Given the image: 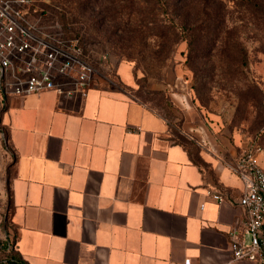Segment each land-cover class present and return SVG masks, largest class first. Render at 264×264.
I'll list each match as a JSON object with an SVG mask.
<instances>
[{
    "label": "crops",
    "instance_id": "0c3cea01",
    "mask_svg": "<svg viewBox=\"0 0 264 264\" xmlns=\"http://www.w3.org/2000/svg\"><path fill=\"white\" fill-rule=\"evenodd\" d=\"M1 121L14 154L9 222L26 264H261L230 249L246 220L235 170L254 135L212 115L185 122L195 133L180 141L163 116L95 76L84 95L6 96ZM257 158L264 167V146Z\"/></svg>",
    "mask_w": 264,
    "mask_h": 264
},
{
    "label": "rangeland",
    "instance_id": "374dc122",
    "mask_svg": "<svg viewBox=\"0 0 264 264\" xmlns=\"http://www.w3.org/2000/svg\"><path fill=\"white\" fill-rule=\"evenodd\" d=\"M84 1L36 0V6L49 23L60 24L70 36L79 38L95 69V79L159 113L180 141L186 139L184 133H195L185 122L194 125L198 119L206 123L212 115L224 119L229 129L264 135V27L262 22L253 20L252 3L257 4V0L217 1L225 21L221 46L235 42L246 64L238 66L231 79L216 72L217 76L207 79L205 86L201 82L195 84L194 74L186 65L185 42H179L173 53H160L159 39L148 36L150 32L141 35L127 28V16L138 11L139 3L128 7L120 0L111 11L109 2L101 0L87 3L92 4L89 11L83 7ZM259 2L264 6V0ZM115 11L116 19H111ZM102 16L106 20L100 23ZM124 69L131 75L128 84L120 76ZM5 99L0 92V182L4 183L3 187L0 183V242L6 243V247L0 245V251L8 250L16 236L9 222L8 182L14 154L7 145V132L1 121ZM260 143L264 144V138Z\"/></svg>",
    "mask_w": 264,
    "mask_h": 264
},
{
    "label": "built area",
    "instance_id": "2783aa9c",
    "mask_svg": "<svg viewBox=\"0 0 264 264\" xmlns=\"http://www.w3.org/2000/svg\"><path fill=\"white\" fill-rule=\"evenodd\" d=\"M95 69L79 38L37 11L36 0H0V92L25 97L45 91L81 93L92 85ZM259 145L246 149L236 171L243 184L240 206L246 213L243 238L230 233L234 259L264 264V167ZM220 202L218 194H210ZM202 207V205H201ZM186 260L184 264H189Z\"/></svg>",
    "mask_w": 264,
    "mask_h": 264
},
{
    "label": "trees",
    "instance_id": "16d2710c",
    "mask_svg": "<svg viewBox=\"0 0 264 264\" xmlns=\"http://www.w3.org/2000/svg\"><path fill=\"white\" fill-rule=\"evenodd\" d=\"M96 1L100 2L101 0L84 1V9L92 11L89 7L92 4L88 5L87 3ZM119 1L107 0L111 11L115 9ZM217 1L123 0L128 7H133L139 3L138 11L127 16V28L141 35L150 32L148 36L159 39L160 53H173L179 42L186 43V65L194 74L195 84L201 82L203 86H205L207 79L217 76L216 72L217 74L221 72L231 79L234 73L238 71V66H245L246 64L239 56L238 45L235 42L221 46L222 29L225 21L224 12L218 6ZM103 3L105 5V1ZM252 4L254 8L253 20H256L258 24L262 22L264 27V6L260 2L258 3V0L257 4ZM111 14V19H116V11ZM137 15L139 17L136 19ZM98 20L102 23L106 19L102 16V19ZM195 92L198 94L196 87ZM259 93L261 94V91ZM254 137L260 147L264 146L260 143L261 137L264 138L261 132ZM14 243L15 239L8 250L2 249L0 251L2 253L0 264H26L15 249ZM0 245L6 247L4 242H0Z\"/></svg>",
    "mask_w": 264,
    "mask_h": 264
}]
</instances>
